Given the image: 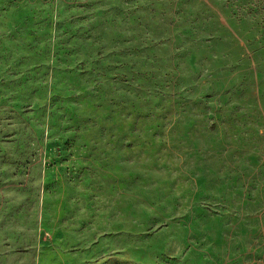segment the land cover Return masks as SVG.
Instances as JSON below:
<instances>
[{"label":"rangeland","instance_id":"rangeland-1","mask_svg":"<svg viewBox=\"0 0 264 264\" xmlns=\"http://www.w3.org/2000/svg\"><path fill=\"white\" fill-rule=\"evenodd\" d=\"M0 264H264V0H0Z\"/></svg>","mask_w":264,"mask_h":264}]
</instances>
